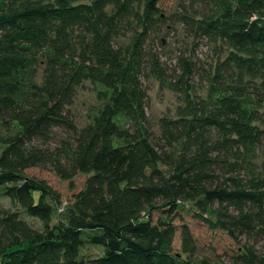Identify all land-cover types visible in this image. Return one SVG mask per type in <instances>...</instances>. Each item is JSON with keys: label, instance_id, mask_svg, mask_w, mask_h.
<instances>
[{"label": "trees", "instance_id": "1", "mask_svg": "<svg viewBox=\"0 0 264 264\" xmlns=\"http://www.w3.org/2000/svg\"><path fill=\"white\" fill-rule=\"evenodd\" d=\"M159 1L0 0V191L20 208L0 216V264H213L192 256L186 226L174 252L177 225L153 219L185 202L262 243L241 245L238 264H264V0H190L170 17ZM168 18L213 43L208 68L150 48ZM150 78L181 96L156 127ZM85 80L104 102L78 128L68 106ZM54 129L69 140L52 150ZM48 162L63 178L90 173L55 223L49 187L26 173Z\"/></svg>", "mask_w": 264, "mask_h": 264}, {"label": "rangeland", "instance_id": "2", "mask_svg": "<svg viewBox=\"0 0 264 264\" xmlns=\"http://www.w3.org/2000/svg\"><path fill=\"white\" fill-rule=\"evenodd\" d=\"M190 0H160L159 8L163 14L170 17L173 13L180 10L183 3L188 5ZM121 43L128 42V38L124 37ZM196 42V43H194ZM152 50L159 52L162 60L170 66L175 64L176 56L180 53H192L193 58L198 62H203L208 68V64L213 62L216 54L213 53L214 45L206 37L194 40L189 36V31L183 24L172 21L170 18L163 24V29L158 36L149 42ZM202 73V71H200ZM204 72V71H203ZM201 81V82H200ZM260 82L259 79H257ZM195 86L205 84V80L201 79L199 74L193 78ZM148 92V108L147 115L149 122L156 127V123L162 115H175L178 104L181 103V96L167 86H162L155 78H150L144 82ZM100 85L92 80H85L78 87L75 98L68 107L74 117V121L78 128H81L90 121L93 111L100 106L104 100L99 98L98 93ZM205 88L198 89L197 93L204 95ZM69 140L68 136L61 129H54L51 137L44 144V147L55 150L62 145V140ZM260 162V161H259ZM29 176L43 180L49 187L52 195L47 194L44 200L50 203L53 209L52 222L58 221V217L73 202L74 194L85 187L86 180L90 173L77 172L71 178L61 177L53 168L51 163H42L26 169ZM20 210L16 202L2 194L0 191V216L4 212ZM153 219L167 217L178 229L173 239V251L178 252L182 247L181 226H186L191 232L195 240V250L192 254L194 258L207 257L213 264H238L237 251L241 245L256 244L243 235H232L229 231H225L218 227H213L207 218L215 219L214 214L206 212L204 215L196 212L192 203H181L179 211L171 215V218L162 212L161 208L153 209ZM30 223L40 225V221L36 218L26 216L21 213ZM1 232V231H0ZM239 232V231H236ZM261 242L256 244V249L261 250ZM85 255H97L101 250L97 246H85L83 249Z\"/></svg>", "mask_w": 264, "mask_h": 264}]
</instances>
